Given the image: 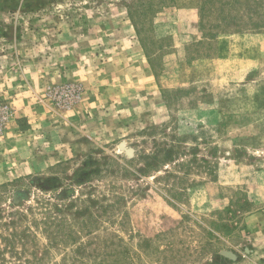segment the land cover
Returning <instances> with one entry per match:
<instances>
[{
    "label": "rangeland",
    "instance_id": "374dc122",
    "mask_svg": "<svg viewBox=\"0 0 264 264\" xmlns=\"http://www.w3.org/2000/svg\"><path fill=\"white\" fill-rule=\"evenodd\" d=\"M0 264H264V0H0Z\"/></svg>",
    "mask_w": 264,
    "mask_h": 264
}]
</instances>
